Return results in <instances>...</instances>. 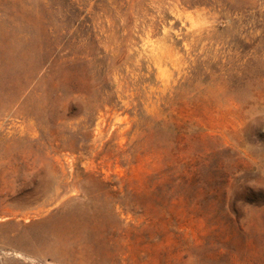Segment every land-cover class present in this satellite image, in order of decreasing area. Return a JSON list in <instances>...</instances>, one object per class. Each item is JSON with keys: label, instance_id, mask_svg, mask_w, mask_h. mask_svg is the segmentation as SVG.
<instances>
[{"label": "rangeland", "instance_id": "374dc122", "mask_svg": "<svg viewBox=\"0 0 264 264\" xmlns=\"http://www.w3.org/2000/svg\"><path fill=\"white\" fill-rule=\"evenodd\" d=\"M0 264H264V0H0Z\"/></svg>", "mask_w": 264, "mask_h": 264}]
</instances>
